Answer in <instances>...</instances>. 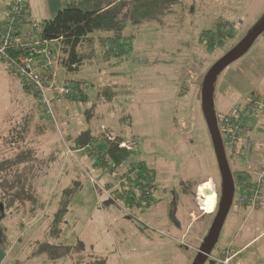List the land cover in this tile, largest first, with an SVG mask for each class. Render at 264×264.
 Returning <instances> with one entry per match:
<instances>
[{"label": "rangeland", "instance_id": "obj_1", "mask_svg": "<svg viewBox=\"0 0 264 264\" xmlns=\"http://www.w3.org/2000/svg\"><path fill=\"white\" fill-rule=\"evenodd\" d=\"M20 1L34 24L52 18L74 0ZM179 1L175 11L163 21H151L129 30L132 48L114 68L124 73L116 82L117 88L104 75L108 69L106 63L84 66L73 75L87 81L84 88L87 102L94 106L90 111L79 105L66 117L62 104L55 102L52 107L56 122H53L43 115L37 101L42 116L35 119L39 123L29 127L28 120L33 115L24 109L17 93L21 97L24 93L30 96L31 90L22 85L9 62L0 60V161L15 159L25 150L31 152L29 156L25 154L22 163L0 172V202L7 207L6 201L11 198L14 201L21 192L24 200L16 202L11 209L5 208L0 218V248L7 252L4 264H193L198 249L193 251L184 245L194 242L189 237V242L186 241L184 235L180 239V235L189 222V210H195L197 185L207 176L213 177L207 183H211L215 192L214 201L216 194L215 208L222 193L215 151L201 110L204 76L218 59L242 42L264 14V0ZM6 5L9 8L8 0H0V17ZM7 12L8 9L5 16ZM218 21L224 27L227 25V29L223 28L228 35L226 40L214 41L206 34L218 27ZM263 38L264 31L251 47L262 44L264 48ZM50 54L56 60V77L63 79L59 53L56 57L52 51ZM233 68V63L228 65L215 79L212 98L217 113L236 107L251 93L252 88L236 76ZM178 79L184 80L179 86ZM105 85L109 86V94L115 95L111 100L101 93ZM179 87L184 93L180 94ZM9 96L16 98L11 99V108L6 113ZM57 105L61 109H56ZM4 117L12 126L10 130L7 124L4 127ZM105 126L106 130L108 127L122 134L124 141L138 142L121 165H102L101 155L107 142L101 129ZM66 129L75 134L87 130L84 134L94 135V142L73 152L79 144L70 141ZM90 145L95 146L98 156L88 151ZM226 159L233 178L244 168L245 158L226 154ZM137 171L143 180L147 171L153 173L155 189L149 196L139 197L140 188L134 182ZM32 187L52 191L38 223L36 218H31L37 212L28 211L33 207L28 201L34 196ZM62 198L67 200L65 215L58 223L59 234L51 236L48 229ZM233 206L212 254L218 252L226 239ZM196 209V215L208 214L197 205ZM260 214L264 220L263 208ZM210 216L207 234L215 218ZM198 224H191L189 235ZM38 231L39 243L67 246L69 252L57 259L45 256L34 259L38 242L28 243V240ZM14 239L13 245L10 244ZM195 244L202 248V244ZM204 264H211L210 259Z\"/></svg>", "mask_w": 264, "mask_h": 264}, {"label": "trees", "instance_id": "obj_2", "mask_svg": "<svg viewBox=\"0 0 264 264\" xmlns=\"http://www.w3.org/2000/svg\"><path fill=\"white\" fill-rule=\"evenodd\" d=\"M15 2L21 1L11 0L9 8ZM21 4L24 8L22 2ZM178 4H180L179 0H74L57 11L52 18L42 19L40 22L34 24L40 25L39 37L42 41L47 42L50 52V44L54 42L58 44V62L60 68L63 70V79L58 78L59 82L64 86L72 87L73 91L78 94L77 96L81 98L85 93L84 88L87 86V81L83 80V78L76 79L73 75L79 73L87 65L105 63L111 59H115L118 62L119 60L126 59L132 48L131 37L127 35L129 26L137 28L138 25L151 21H163L164 17L175 11ZM24 13L26 15V22L33 23L28 19L25 8ZM223 28L226 27L222 23H219L218 27L209 32L212 33L210 37L214 41L226 40L228 35H226V31ZM125 39L127 40L126 42ZM105 42L113 43L115 51L102 54L101 47ZM22 85L28 88L24 84ZM181 87L179 88L180 94L184 93ZM109 90V86L105 85L101 89V93L111 100L115 95L109 94ZM72 96L69 99H72ZM93 108L91 106L87 110L90 111ZM214 113L216 118L225 114V112L217 113L215 110ZM84 133L78 134L77 137L75 136V140L73 141H77L79 145L94 142V135H85ZM130 138L136 139L135 136H131ZM123 139L125 137L122 134H114V140L112 141L105 139L107 144L104 148V155L99 153L103 166H106L108 163H112L114 166L121 165L128 158L129 153L134 151V149L129 151L118 147V143ZM25 154L29 156L31 152L25 150L16 156L15 159L0 161V172L5 168L22 163L26 159ZM135 175V186L140 188L139 197L149 196L155 188L154 179H152L153 173L149 176V179L145 175L144 180L140 177V171H137ZM236 180H240V177L234 175L233 185L236 183ZM234 196L235 189L231 205L235 202ZM15 197H18V195ZM49 202L50 200L48 204ZM43 205L42 209H44L47 203ZM217 206L211 213L212 216L216 214ZM66 207L67 200L64 198L60 199L59 207L54 214V220H52L50 229H48L49 235L56 236L59 234L58 223L63 219ZM4 208L3 202H0V218L3 217ZM69 250L70 248L67 246H55L45 242H38L33 254L36 256L42 255L49 259H57L66 255ZM211 256L215 255L211 253ZM208 258L210 259V257ZM210 263L213 264L211 259Z\"/></svg>", "mask_w": 264, "mask_h": 264}, {"label": "crops", "instance_id": "obj_3", "mask_svg": "<svg viewBox=\"0 0 264 264\" xmlns=\"http://www.w3.org/2000/svg\"><path fill=\"white\" fill-rule=\"evenodd\" d=\"M54 1L56 3H60L61 0H54ZM10 2H11V0H8V4H10ZM7 9H8V6L4 7V10L2 9L3 15H1V17L4 18ZM2 19H0V20L2 21ZM215 20H217V19L215 18ZM224 22L228 23V21H226V20H224ZM219 23H220V21H218V23H216V24H219ZM225 27L227 29V25ZM134 29H135V26H129V28L127 29V35L130 36L128 34L130 32L129 30L133 31ZM209 32H211V31L206 32V34L208 33L211 35L212 33H209ZM130 41L132 42V40H130ZM54 43L50 44V49L53 52L54 57H56L58 54L59 48H58V45L53 47L52 44H54ZM263 43H264V40H263ZM105 63L108 66L107 67L108 69L105 71L104 75H106L108 77V79L112 80L113 81V87L117 88L116 82L119 81L120 78L123 77V75H124L123 72H119V71L116 72L114 70L115 66L120 65V63L118 61H116L115 59H111ZM53 67L55 70L56 64ZM233 67H234L233 71L236 74V76L241 78L242 81L249 84V86L252 88L251 93L249 95H247L246 97H244L241 100V102H239L238 106L244 104L246 99H248L250 97H254V96H256L257 98L261 99L264 102V48L262 47V44H260V46L254 47V48L250 47V49L244 54L243 57L236 60V62H233ZM74 78L82 79V77H74ZM57 80L59 81L58 78H57ZM183 81H184L183 79L182 80L178 79V86H179V84L183 83ZM30 93H31L30 96H25L26 94L24 93V96H22V97L19 95V92L17 93V95H18L17 98L19 100H22V102L24 104V109H26L27 112H29L31 115L34 116V117L32 116L34 118V120L32 117H30L28 120L30 124L28 123L27 125H29V127L32 123L33 124L39 123L35 119L40 120V118L42 116L41 114H39V111H38V110H41V108L39 107L40 109H38L39 103L37 102L38 101L37 98L35 97V95L32 91ZM77 95H78L77 93L73 94L72 99H69L65 104L64 103L62 104L61 107H63V110L65 112L66 117H68V114L72 113L75 110V107H77L79 105L82 106L81 108L84 107L85 110H87L91 106H93L92 104H89L87 102V94L85 96V93H84V95L81 98L78 97ZM26 97H28V98L26 99ZM76 97H78V98H76ZM9 98H10L9 102L6 103V109H7L6 113L11 108V105L13 102L11 99H14L16 97L9 96ZM24 100H26V101H24ZM28 106H30V107H28ZM59 106L60 105H57L56 109L60 108ZM229 110H227L225 113H227ZM43 115H44V113H43ZM31 118L33 121L30 120ZM7 119H10V117H7ZM2 120L4 122V127H6V124H7L8 130H10L12 126L9 124V122H7L5 120V117ZM55 122H56V120H55ZM105 128H106V126H105ZM83 131H86V130H83ZM66 132H67V129H66ZM111 132H113V131H111ZM67 134L68 135L70 134L68 138L71 139L70 141H72L73 144L75 145L77 143V141L75 143L73 140H75L74 139L75 136L76 137L78 136V133L75 134L71 130V132H67ZM114 134H116V133H114ZM247 138L251 139L253 141V148H252L250 155H244L242 152L243 143H244L245 139H247ZM77 145H78V143H77ZM82 145H85V144H82ZM82 145L74 146V149H72L73 152L76 151V149H78L77 151H79V148ZM236 148H237V153L232 155L231 157L236 158L237 156L242 155L245 158L244 163H243L244 168H242V170L240 172L247 173V176L250 179V183H251V185H253L257 179V172L259 171L260 168L264 167V108H255L253 110V112L250 113V116L248 119V130L240 138V140L238 141V143L236 145ZM207 179H208V181H207ZM212 179H213V177L207 176L202 181H199V183L197 185L198 188H199V186H201L207 182H210L209 180H212ZM38 189L39 188H37V187H32V191H33L34 196H32L28 200L30 205H33V207L30 208L28 211L29 212H37L36 214L31 216V218H36V220H35L36 223H38L40 221V218L42 217V212L44 210V209H42V205L45 203L48 204V201L50 200L48 197H49V195H51V192H52L51 188L46 189V190H40V189L38 190ZM21 194H22V192L17 194L18 197H15L14 201H13V198H11V200H7L6 201L7 207H5V208L11 209L12 206L16 202L20 203V202L24 201V200H21L22 199V197L20 196ZM9 196H11V195H9ZM11 197H13V196H11ZM215 198H216V194H215ZM191 199H192V197H191ZM192 202H193V199H192ZM194 205H195V203H194ZM233 205H232L233 207H232V211H231V220L228 224V230L226 232L227 236H226L225 241H223V243H222L223 245L221 244L219 246L220 249L219 250L217 249L218 252L223 248L230 247L231 248L230 252L232 254V259H231L232 264H264V220L262 219L261 214H260L262 208L264 210V184L259 188V196L257 199V204L254 207H251V200H248V202L245 205L240 206V207H237L235 204H233ZM194 207H195V210L197 211L196 205ZM5 208H4V211H5ZM15 209H17V208L15 207ZM195 210H193V209L189 210V212L187 214V217L189 218V222L186 223V225H185L184 229H182L181 235H180V239H182V236L184 235L186 241H188V237H189L190 240L194 242L193 245L191 243L192 246L189 244H184L187 247L191 248L193 251H195L196 249H198V250L200 249V247H198L195 244V242L202 244V242H203V240L206 237L207 232H208V219L211 217L210 216L211 212L205 211L208 214H203V216H202V215H198V214L196 215ZM19 211L20 210L13 211V212H11V214H14V213L16 214ZM192 223H199V224H198L197 229L191 235H189L188 230H189V227H191ZM238 231L240 233L237 234ZM35 234H36V232H34L31 235V237L28 240V243H36V242L41 241V238H39L40 232L38 231V233L36 235ZM232 234H234V235H232ZM180 239L178 240L179 243H181ZM14 242H15V239L13 241H11L10 244L13 245ZM259 244H260V246H259ZM10 247H11V245H10ZM219 247H217V248H219ZM198 250L195 252L197 253ZM218 252L214 253L213 255H216ZM6 254H7V252H3L0 248V264L5 263L6 258H7ZM41 256L42 255H37V256L34 255L32 257L34 259H37V258L42 259L43 257H41ZM34 263H36V260ZM38 263H41V262H38Z\"/></svg>", "mask_w": 264, "mask_h": 264}, {"label": "built area", "instance_id": "obj_4", "mask_svg": "<svg viewBox=\"0 0 264 264\" xmlns=\"http://www.w3.org/2000/svg\"><path fill=\"white\" fill-rule=\"evenodd\" d=\"M39 32L40 25L27 23L21 2H15L10 6L0 26V60L7 61L12 65L22 84L27 86L38 99L45 116L55 122L52 105L55 102L57 104L67 102L75 94V91L58 83L53 67L56 60L51 56L47 42L40 39ZM114 51L113 43L105 42L101 47L102 54ZM255 108H264V102L256 96L246 99L243 105L234 106L227 113L216 118L225 154L232 156L237 153L236 145L247 132L248 119ZM101 132L106 140H114V136L106 128L102 127ZM137 144L134 139L122 140L118 143V147L130 151L135 149ZM252 148L253 141L245 139L242 146L243 154L250 155ZM87 149L98 156L94 145L88 146ZM150 174V172L145 174L147 179ZM235 175L239 176L240 180H236L234 184L236 193L234 204L240 207L251 200V207H254L257 204L259 188L264 184V167L257 172V179L253 185H251L247 173L236 172ZM200 197L197 191L194 200L198 209L204 213V209L199 205ZM230 250V247H226L215 256L210 255L209 257L213 264H232Z\"/></svg>", "mask_w": 264, "mask_h": 264}, {"label": "water", "instance_id": "obj_5", "mask_svg": "<svg viewBox=\"0 0 264 264\" xmlns=\"http://www.w3.org/2000/svg\"><path fill=\"white\" fill-rule=\"evenodd\" d=\"M264 31V14L253 25L242 42L233 50L227 52L218 59L207 71L201 90V110L204 121L211 137L212 145L215 151L219 173L222 179V193L218 202V208L215 214L213 224L209 233L202 242V248L197 252V257L193 264H204L211 255L213 246L219 236L221 227L231 207L234 193L233 178L226 159V154L222 144V139L217 127L216 117L213 108L212 90L217 75L228 65L241 58L252 46L253 42Z\"/></svg>", "mask_w": 264, "mask_h": 264}, {"label": "bare ground", "instance_id": "obj_6", "mask_svg": "<svg viewBox=\"0 0 264 264\" xmlns=\"http://www.w3.org/2000/svg\"><path fill=\"white\" fill-rule=\"evenodd\" d=\"M199 196V205L202 209L207 212H212L214 210V190L212 189L211 183H205L197 189ZM204 210V211H205Z\"/></svg>", "mask_w": 264, "mask_h": 264}]
</instances>
